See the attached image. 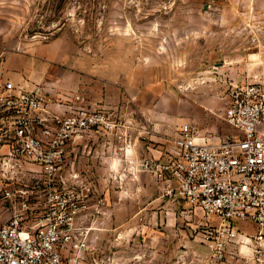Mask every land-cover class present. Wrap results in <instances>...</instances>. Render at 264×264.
Returning a JSON list of instances; mask_svg holds the SVG:
<instances>
[{
    "label": "rangeland",
    "instance_id": "1",
    "mask_svg": "<svg viewBox=\"0 0 264 264\" xmlns=\"http://www.w3.org/2000/svg\"><path fill=\"white\" fill-rule=\"evenodd\" d=\"M18 55L47 63L40 83L66 113L104 116L68 142L55 183L26 181L41 189L34 217L51 186L76 197L68 259L264 264L253 222L212 224L161 171L185 123L212 142L238 133L225 111L235 85L264 74V0H0L3 66Z\"/></svg>",
    "mask_w": 264,
    "mask_h": 264
},
{
    "label": "built area",
    "instance_id": "2",
    "mask_svg": "<svg viewBox=\"0 0 264 264\" xmlns=\"http://www.w3.org/2000/svg\"><path fill=\"white\" fill-rule=\"evenodd\" d=\"M55 103L40 82L4 78L0 57V198L10 212L0 219V264H75L64 254L69 238L62 232L76 227V197L51 186L43 194L41 216L34 217L32 198L41 189L26 181L55 183L68 159V142L102 124L104 116L88 108L66 113ZM225 116L238 133L221 142L199 137L192 124H183L162 175L171 177L170 194L177 192L212 224L235 229L236 221L253 222L251 237L262 249L264 74L231 89ZM26 169L30 177L23 174Z\"/></svg>",
    "mask_w": 264,
    "mask_h": 264
},
{
    "label": "crops",
    "instance_id": "3",
    "mask_svg": "<svg viewBox=\"0 0 264 264\" xmlns=\"http://www.w3.org/2000/svg\"><path fill=\"white\" fill-rule=\"evenodd\" d=\"M45 65H47V63H45L44 61L36 62L26 55H18L15 59L8 62V66L5 64L4 78H9L17 82H40V80L46 78L44 71L48 67H46ZM52 106L56 107L60 106V104L55 103ZM60 108H63L62 104Z\"/></svg>",
    "mask_w": 264,
    "mask_h": 264
}]
</instances>
